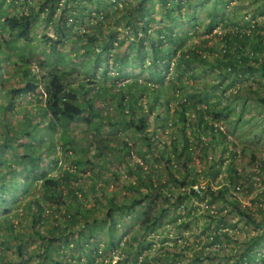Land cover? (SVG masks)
Wrapping results in <instances>:
<instances>
[{"label":"trees","instance_id":"1","mask_svg":"<svg viewBox=\"0 0 264 264\" xmlns=\"http://www.w3.org/2000/svg\"><path fill=\"white\" fill-rule=\"evenodd\" d=\"M0 1L1 5L4 0ZM97 1L98 4L91 9L102 11L95 14L98 20H88L86 29L73 34L69 30L72 31L74 24L67 27L68 19L74 21L87 17L80 0L76 3L74 0H40L36 5L20 0L18 6L25 10H16L15 3L0 9V14L4 15L0 47L7 49L5 56L10 52L16 54L18 59L14 66L22 68L19 84L8 87L6 105L0 107L4 127L0 134V167L5 165L0 171V245L3 246L0 264H242V237L236 233L238 222L233 221L237 217L242 222V202L236 195L242 191V173L232 159L236 145L233 143L229 149L224 146L222 139L226 135L215 126L217 120L233 127L242 121V18L224 13L223 0ZM259 1L257 8L264 16V0ZM8 8L13 10L10 12ZM57 10L61 11L58 16ZM71 10L76 12L69 14ZM40 12L47 15V24L54 26V39L48 34L39 36L42 44L50 49V55H55L68 39L74 45L81 43L83 57L93 58V64L103 65L100 77L104 81L111 78L108 58L113 56L114 43L122 44L124 38L129 37L119 39L117 28L111 26L113 19L119 20L133 37L128 46L132 54L116 53L113 56V69H116L113 80L120 79L126 56H131L130 60L137 62L136 66L141 70H147L148 80L162 81L171 75L168 82L170 89H177L176 109L182 125V147L178 151L173 146L174 159L166 154L165 145L158 149L154 160L164 169L154 168L150 161L134 166L126 163L127 174L121 176L114 168V179L126 190L120 196L93 179H100L101 175L92 166L107 162L109 148L117 149L122 157H126L129 151L124 141L102 135L101 127L91 119L98 111L90 89L81 92L80 100L78 89L70 87L71 81L66 78L71 69H61L49 63L46 57L43 62L47 72L36 80V74L25 68V64H32L27 59L26 49H19L11 43L21 42L24 47L32 41L31 30L39 20ZM202 12L206 21L200 18ZM259 17L243 18V121L248 99L264 108V18L258 20ZM103 24H109V28L106 37L100 38L96 33ZM219 26L225 28L219 47L209 45L208 39L187 43L190 37L199 33L212 34ZM89 29L95 31L89 32ZM202 69L212 72L211 84L200 80L199 71ZM92 76H95L94 72ZM40 83L43 86V115L36 119V116H30L31 111L25 112L18 126L6 121L5 118L15 109V100L21 94L35 93ZM4 87L1 82L0 90ZM190 87L192 90L188 91ZM143 88L144 85L132 82L121 85V91L111 95L116 100L120 119L109 121L110 129H116L121 122L137 132H145L146 116L152 109L168 105V98L161 99L165 96L163 89L155 88L147 101V113H144L142 106L138 105ZM189 111L192 115L187 117ZM154 114L156 120L161 119L159 112ZM208 115L210 118L206 117ZM76 121H83L94 134L89 140L86 136L85 147L79 153L86 158L85 164H90V177H80L76 173L84 170L80 166L76 171L65 168L59 175H49L50 171H46L42 162L48 160L45 156L54 153L51 138L58 133L62 148L74 149L75 139L67 126ZM188 125L197 127L196 141L204 151L202 161L209 167L203 176L210 175L212 182L216 181L215 185L210 180L204 185L199 184L201 172L191 166L189 139L184 130ZM17 128L20 131L16 133ZM216 132L220 134L217 138ZM22 136L32 141L24 153L18 151ZM81 136L85 137L84 134ZM261 136L264 134L255 133L258 140ZM43 137L46 138L44 143ZM36 141L39 144L36 150L40 152L34 155ZM91 148L92 155H88ZM55 159L49 157L52 162ZM252 160L258 162L260 172L243 173V190L252 196L251 205L243 203V264H264V189L256 191L253 177L264 172V159L253 153ZM82 161L78 159L77 165ZM225 161L226 173L218 179L220 166ZM182 168L183 175L179 172ZM164 173L167 176L164 177ZM7 174L9 178L5 180ZM86 188L95 196L96 203L91 206L83 200L87 197ZM19 206L21 208L14 212ZM94 211L96 213L92 215ZM125 219L131 223L125 232H119L118 223ZM16 223L22 231L17 229ZM100 231L107 236L101 246L96 242ZM155 242L157 246L153 249ZM10 249L15 256L5 252ZM114 255L116 259H113Z\"/></svg>","mask_w":264,"mask_h":264},{"label":"rangeland","instance_id":"2","mask_svg":"<svg viewBox=\"0 0 264 264\" xmlns=\"http://www.w3.org/2000/svg\"><path fill=\"white\" fill-rule=\"evenodd\" d=\"M13 1V2H12ZM22 1V0H21ZM33 5H36L40 3V0H28ZM75 1L79 0H74ZM83 6V14L86 17L85 18H77L74 21L69 20L66 23V26L69 27L71 24H74V27H72V31L69 30L70 33L79 32L81 33L83 29H86L85 24L89 20L90 22H94L95 20H98L95 16L97 13H101L102 11L97 12L94 8L97 4V0H80ZM215 1V0H214ZM1 2V1H0ZM16 4V10L21 11L24 9L22 6H18L20 3V0H4L2 4L0 5V9H6L9 6ZM260 4L259 0H243V18L248 17V19H251L252 16L255 15V17H259L258 20H262L264 16L261 14L262 11L257 8V6ZM75 5V4H74ZM222 11L226 13L228 16H236V19L242 18V0H230V2H227V0H223L222 3ZM91 9V10H90ZM8 10L11 12L13 10L11 8H8ZM25 10V9H24ZM88 11H90V17L88 16ZM61 11L57 10L56 16L59 15ZM76 12L75 10H71L69 12ZM68 15V14H67ZM40 18L35 23L34 27L31 30V37L32 41H29L28 43L24 44V47L21 45V42L12 41V45L15 47H18L26 49L25 54L27 55V59L31 61L32 64H25V68L33 71L35 75V79L37 80L41 75L46 74L47 68L45 62H43L44 57H46L47 61L52 64H56L61 69H64L68 71V68L71 69L66 75V78L71 81L70 87H74L78 89L79 99L81 100V92L86 91L88 88L90 89V95L91 97H94L95 99V110L98 111L97 116L92 115L91 119H94V121L101 127V134L104 136L110 137L111 140H122L126 143L128 148V154L126 157H122V155L118 154L116 151L117 149L109 148L107 150V162H105L103 165L98 164V162L92 166V169L100 174V179L97 177H93L94 180H96L99 184L106 185L108 190L112 191L116 196H120L124 193H126L125 188L121 185L120 182H117L116 179L113 177L112 170L114 168L117 169V172L121 176H125L127 173V167L126 163L132 164L133 166L135 163L145 165L146 161H150L154 168H160L164 169V166L161 165V163L154 160V156L158 155V149L165 145L166 147V154H169L174 159L173 156L175 152L173 151V146L178 148V151L182 147V125L181 121L177 119L178 116V110L176 109V106L178 105V95H176L175 88L170 89L169 86V77L170 74L164 79V80H148V73L147 70L142 69L137 65V62H132L130 60L131 56H126L124 59H126L125 64L121 68V72L119 73L120 79L116 81L115 79H112L113 74H116V69H113V61H114V55L116 53H119L123 55L124 53L132 54L133 51L128 47L130 46V43L132 42V35L130 33H127V29L122 26L121 23H119V20L116 19L110 22H113L111 25L112 27L117 28V35L120 38L126 37V35H129L128 38H124L122 44L114 43V49L113 50V56L108 58V69L110 70V76L111 78L104 81L100 77V67H102V64H93L92 59L88 60V58H84L81 54L83 51L81 43L78 45H74L70 39L60 46L57 50V53L54 55H50L49 48L46 47L39 39V36L41 34H48L53 39L55 38L54 33V26L52 24H47L46 22V14H43V12H40L39 14ZM70 17H72L70 15ZM205 13L202 12L200 14V18H205ZM4 18V15L0 14V33L2 30L1 20ZM100 18V16H99ZM255 20V19H254ZM115 21V22H114ZM91 24V23H90ZM109 24H106L102 26L100 29V32H97L96 35H98L100 38L106 37V32L108 31ZM202 31V28H200ZM199 29V31H200ZM68 31V30H67ZM66 31V32H67ZM95 30L89 29V32H93ZM102 31V32H101ZM199 31L197 30L196 33ZM225 31V28L219 26L215 28V30L212 32V34H205L201 35H195L193 37H190L187 40V43H191L193 41H202L201 39H208V44L212 45L214 47H219L222 42V35ZM8 37V35H5ZM5 52H7V49L4 46L0 47V83H4V88L0 90V107L6 105V101L8 99L7 95H5V91L8 89V87L19 84L17 83L19 81V78L21 76L20 70L22 71V68L18 67L16 68L14 66V62L18 59L16 54H13L10 52V54L5 56ZM146 55V54H145ZM142 57L145 58L144 54ZM148 57V55H147ZM42 61V62H40ZM147 63V62H146ZM93 67H97L96 69H93ZM199 71V70H198ZM95 73V76H92V73ZM97 74V76H96ZM99 75V76H98ZM199 77L200 80L208 81L210 84L213 82V74L210 71H207L206 69H202L199 71ZM21 84L23 83L21 79ZM132 82H137L138 85L142 84L144 85V88L142 90L141 97L138 99V105L142 106V110L144 113H147L148 109V102L149 96H151L155 90V88L163 89L165 92V96H162L163 98H168V105L159 106V109H152L151 114L146 116V128L145 132H137L132 128H129L127 126L122 125L121 122H119L116 129H110L108 122L111 120H118L120 119L116 100L112 98V94L119 93L120 86L123 84H130ZM116 85L114 86V84ZM195 87V86H194ZM107 88V89H106ZM191 87L188 89V91H191ZM220 90V88H219ZM43 86L40 83L38 88L36 89L35 93L28 92L27 94H21L18 100H15V109L13 110V113H9L8 116L5 118L6 121H9L13 123L14 125L19 124V121L21 119V116L24 115L25 112L31 111L32 114L30 116L34 117L36 116V119H38L39 116L43 115ZM126 94V92H124ZM227 95V92L225 93ZM39 100L40 102H37ZM225 100V99H224ZM226 101V100H225ZM233 104H236V101L233 102ZM247 107L244 113V121H243V173L244 174H250L252 172H260V168L258 167V162H254L253 159V153H255L256 157L263 158L264 159V137H260L258 140L255 137L256 132H260L264 134V108L262 106H259L257 102H253L252 99L247 100ZM39 109H42V112H38ZM179 109V108H178ZM238 108L236 109V111ZM137 115H140L141 113L139 110L136 111ZM154 112H159L161 114V119H155ZM191 112H187V117L191 116ZM207 118H210V116H206ZM128 118V117H127ZM3 118L0 117V134L4 131V127L2 125ZM212 122V121H211ZM215 126L219 127L223 131V133L226 135L225 139H222V144L224 146H227L228 149L232 147L233 143L236 145L234 148L235 154L233 155V162L235 166L237 167L238 171L242 173V121L239 123L237 127H233L232 124H229L228 122H223L222 120L215 121ZM69 134L75 139L74 141V149L72 148H66L63 149L61 146V140L58 136V133H55L54 136L51 138L50 143H52V150L54 147V153L50 155L51 158H56L54 162L49 160L48 156H45V159L48 158L47 161L43 165L46 167V171H50L49 175H59V173L67 168L70 171H76L78 166L80 168H83V171H76L80 177H90L88 170V167H90V164L86 165L85 161L86 158H82L79 153H81L80 149L85 147V143L89 138L94 135L93 131L88 128V126L85 125L83 121H76L73 123H69L67 126ZM197 127L194 125L191 127V125H188L184 128L188 139H189V152H191L192 159L190 162H192L193 166L198 172H201V176L199 179V184L204 185L206 181L210 180L211 183L216 184V181L214 180L212 182L210 175L207 174L206 177L203 175H206L209 171L208 165L204 163L203 160V150L201 149V145L197 143L196 137L199 134L196 130ZM112 130V131H111ZM20 131V128H17L16 133ZM216 138L219 137V133L216 132ZM84 134L85 137H82L81 135ZM97 135V133H96ZM87 136V137H86ZM202 138V137H201ZM41 140H43V143L45 142L46 138L43 137ZM22 143L21 147L18 149L19 152H26L27 146L29 143H32L28 140V138L22 136L19 143ZM151 143V146L148 145V143ZM39 146L38 141L34 144L35 152L34 155L39 153L40 151L36 150V148ZM115 146V145H114ZM113 146V147H114ZM249 147V148H247ZM91 152H88V155H92V148L90 150ZM217 152H220V149L217 150ZM86 156L85 154H83ZM224 155H228V153H224ZM217 157L215 159L217 160ZM78 159H80L82 162L81 165H77ZM229 160V158H228ZM189 162V165H190ZM218 162V161H217ZM5 165L0 167V171L3 170ZM36 168V172H38L39 169ZM176 169V168H175ZM220 175L218 177L221 178L226 170V161L220 166ZM181 174L183 172L182 170L179 171ZM176 173L178 174V168L176 170ZM164 177L167 176L165 173L163 174ZM183 175V174H182ZM254 180L256 181V191H260L264 189V172L261 174H255ZM9 178V175L4 178L7 180ZM106 179L107 182L105 183L104 180ZM130 179L132 177L130 176ZM217 179V180H218ZM198 186V184H196ZM196 186H194L195 188ZM233 191V189H232ZM85 194L87 197H84V201H86L88 206H91L93 203H96L94 194L90 191L89 188L85 189ZM98 194H100V191H98ZM236 195L242 202V191L236 192ZM251 194H246V191L243 190V203L247 205H251ZM17 203V202H16ZM101 206V205H100ZM21 206H19L17 209H14V212L19 210ZM90 208V207H89ZM96 213L95 211L91 214L94 215ZM90 216L89 218H91ZM1 220V217H0ZM17 219L15 218V221ZM234 222H238L236 233L238 236L242 237V231L239 230V228H242V222L238 220L237 217H234ZM131 222L129 219H125L122 223H118V231L119 232H125L127 226ZM134 222H132L133 224ZM126 224V225H125ZM125 225V226H124ZM17 226V223H16ZM17 229H21L19 226H17ZM243 229H245L243 227ZM107 239V236L104 232L100 231L97 234V240L96 242L101 246L103 242H105ZM158 242V240L156 241ZM155 242V245L152 247L155 249L157 246V243ZM30 245V244H29ZM2 244L0 245L1 249ZM151 248V249H152ZM30 250V246H29ZM7 254H13L12 256H15L14 252L10 249L8 251H5ZM149 254L152 253V251L147 250ZM116 255H114L113 259H116Z\"/></svg>","mask_w":264,"mask_h":264}]
</instances>
